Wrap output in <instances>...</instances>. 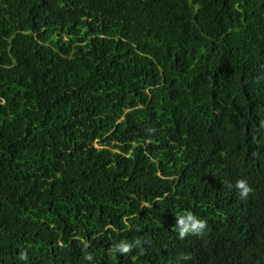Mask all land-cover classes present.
Listing matches in <instances>:
<instances>
[{
    "label": "trees",
    "instance_id": "1",
    "mask_svg": "<svg viewBox=\"0 0 264 264\" xmlns=\"http://www.w3.org/2000/svg\"><path fill=\"white\" fill-rule=\"evenodd\" d=\"M0 264H264V0H0Z\"/></svg>",
    "mask_w": 264,
    "mask_h": 264
},
{
    "label": "clouds",
    "instance_id": "2",
    "mask_svg": "<svg viewBox=\"0 0 264 264\" xmlns=\"http://www.w3.org/2000/svg\"><path fill=\"white\" fill-rule=\"evenodd\" d=\"M235 187L239 190L240 196L242 198H246L250 192H252V188L249 186L247 180L239 179L236 181ZM179 238L184 239L187 235H200L203 233V230L207 227V222L201 219H198L192 213H187L183 216H180L179 219ZM131 245L124 244L119 246V250L122 254L129 253L131 251ZM115 251V249H113ZM21 256H24V253H21ZM90 259V257H87ZM191 257L189 255L183 256V259L187 260Z\"/></svg>",
    "mask_w": 264,
    "mask_h": 264
},
{
    "label": "rangeland",
    "instance_id": "3",
    "mask_svg": "<svg viewBox=\"0 0 264 264\" xmlns=\"http://www.w3.org/2000/svg\"><path fill=\"white\" fill-rule=\"evenodd\" d=\"M97 147H100L99 145H96Z\"/></svg>",
    "mask_w": 264,
    "mask_h": 264
}]
</instances>
